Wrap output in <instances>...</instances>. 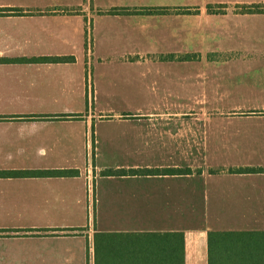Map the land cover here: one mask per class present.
Returning <instances> with one entry per match:
<instances>
[{
	"label": "crops",
	"instance_id": "0c3cea01",
	"mask_svg": "<svg viewBox=\"0 0 264 264\" xmlns=\"http://www.w3.org/2000/svg\"><path fill=\"white\" fill-rule=\"evenodd\" d=\"M246 8L264 0H0V171H64L0 175V264H94L97 232H182L185 264H207L209 231L264 230V107L205 81L189 96L208 55L264 54V12ZM94 56L122 60L118 111L74 110ZM52 57L73 60H33Z\"/></svg>",
	"mask_w": 264,
	"mask_h": 264
},
{
	"label": "trees",
	"instance_id": "16d2710c",
	"mask_svg": "<svg viewBox=\"0 0 264 264\" xmlns=\"http://www.w3.org/2000/svg\"><path fill=\"white\" fill-rule=\"evenodd\" d=\"M1 10V9H0ZM248 12L264 9L246 8ZM17 14H22L21 10ZM0 15L4 13L0 12ZM42 62H69L71 57L33 59ZM170 174L190 169H167ZM135 170H106L108 175H125ZM64 171H0V175H48ZM94 264H185L182 232H151L126 235L97 232L93 238ZM207 264H264V230H212L207 235Z\"/></svg>",
	"mask_w": 264,
	"mask_h": 264
},
{
	"label": "rangeland",
	"instance_id": "374dc122",
	"mask_svg": "<svg viewBox=\"0 0 264 264\" xmlns=\"http://www.w3.org/2000/svg\"><path fill=\"white\" fill-rule=\"evenodd\" d=\"M89 41L91 42V40ZM250 43L251 42L245 39L244 47H249ZM260 47H264V44H261ZM88 58H90V62L88 63L85 96L80 103L74 106L75 112L83 113L85 115L100 111L106 112V108L108 107L113 108L116 111L120 110V95L122 93V88L106 81V79H116L115 71L111 66L116 63L117 66L122 60L116 59V63H112L108 59L102 57L104 58L103 61L98 63V60H96L97 57L94 56L93 63H91V57ZM207 59L212 60L214 65L208 67L206 72L201 68H194L189 71V96L191 107L194 109L197 108V105L192 102L196 101V96L199 91L198 84L203 81L207 84L208 92L212 91L214 86H217V89L221 94L224 95V97L229 98L228 100L230 101V104L242 107H264V54L242 55L239 53L232 54L229 52H222L219 55H208ZM100 68H104L105 73L109 74V77L102 78V76H97L98 70L100 73ZM199 75L200 78H198ZM163 87H165L163 81L157 84V94L159 97L162 95ZM219 105L224 109L230 106L228 103H222ZM92 137V131L88 129L86 141L90 142ZM89 163L92 164L90 161ZM106 170H95L96 178H98L99 175L105 174ZM86 186L87 193L85 201L88 206V222L89 225L92 226L96 222V216L100 217V215L97 213L98 210H95L94 208L96 200L94 181L91 182L88 180Z\"/></svg>",
	"mask_w": 264,
	"mask_h": 264
}]
</instances>
